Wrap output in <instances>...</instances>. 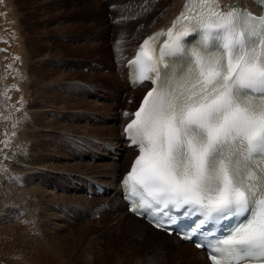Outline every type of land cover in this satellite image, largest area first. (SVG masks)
I'll use <instances>...</instances> for the list:
<instances>
[{
    "label": "rangeland",
    "instance_id": "obj_1",
    "mask_svg": "<svg viewBox=\"0 0 264 264\" xmlns=\"http://www.w3.org/2000/svg\"><path fill=\"white\" fill-rule=\"evenodd\" d=\"M107 1L0 0V222L14 226L2 233L11 238L0 242V264H191L179 260L174 236L155 258L126 241L118 197L75 191L115 173L105 180L117 189L136 156L122 130L146 88L130 94L123 67L144 25L125 16L135 0ZM151 3L134 17L146 9L151 20L158 12L144 7ZM123 29L137 32L124 39ZM104 143L124 149L118 169L105 158L89 160ZM54 221L62 230L51 228ZM53 230L60 235L50 237Z\"/></svg>",
    "mask_w": 264,
    "mask_h": 264
},
{
    "label": "snow or ice",
    "instance_id": "obj_2",
    "mask_svg": "<svg viewBox=\"0 0 264 264\" xmlns=\"http://www.w3.org/2000/svg\"><path fill=\"white\" fill-rule=\"evenodd\" d=\"M157 35L131 62L153 87L122 130L139 152L121 181L130 211L164 231L190 223L183 238L211 264H264V17L186 0Z\"/></svg>",
    "mask_w": 264,
    "mask_h": 264
},
{
    "label": "bare ground",
    "instance_id": "obj_3",
    "mask_svg": "<svg viewBox=\"0 0 264 264\" xmlns=\"http://www.w3.org/2000/svg\"><path fill=\"white\" fill-rule=\"evenodd\" d=\"M107 1V0H106ZM124 1V0H123ZM138 0H135V3L137 5H135L133 3L132 4H129V8H133V12H131L129 10L128 7H125V16H127V18H131V20H134L132 21L134 23V25H144V27H142L143 31L142 33H139L142 34L143 36H141V39H139L140 41L135 45V51L133 53V55L137 54L139 52V49L142 45V42L144 41L145 38H148L150 36H152L155 32H165L167 31L168 29H170L172 27V24L173 22L176 20L175 17L180 13L181 9H182V6L185 2V0H141L142 2H137ZM152 2V6H144L145 8L146 7H149L151 11H153L154 9H157L158 12L156 15H154V17L149 20V21H145L146 20V17L144 16L145 15V10L144 9V12H142V14L139 12L136 17L135 16V9H141L140 6H142L143 2ZM221 2V4L223 5V8L224 10H229L231 9L235 3H239V6L242 7L243 9H248L250 12L254 13V14H257L258 16L262 15L263 12H264V0H219ZM104 2V1H103ZM102 2V3H103ZM108 2V1H107ZM120 3V2H119ZM118 5V4H117ZM120 5V4H119ZM128 6V5H127ZM134 6H138V7H134ZM143 11V10H142ZM149 13V12H148ZM151 14V13H150ZM150 18V17H149ZM144 20L145 21V24L144 22L142 21ZM148 20V19H147ZM142 21V23H141ZM156 24H159L157 27H153L154 25ZM129 25V24H128ZM128 25H125L126 29H128ZM125 29V28H124ZM123 29V30H124ZM132 29V28H131ZM130 29V30H131ZM122 30V31H123ZM121 31V32H122ZM126 31V30H124ZM123 31V32H124ZM119 33V34H124L125 36L127 37H131L133 35L136 34L137 31H126V32H122V33ZM120 35V36H121ZM122 35V36H124ZM139 35V34H138ZM124 36V37H125ZM122 39V38H121ZM126 39V37L124 38ZM134 40V39H133ZM132 55V56H133ZM132 64L129 63L127 64L126 68H127V77H126V85L130 88V94H133L135 95L136 93H138L140 90H142V88H140L139 90H136V91H133L131 92V90H133L132 88V84H131V80H129V71L131 69ZM124 68V67H123ZM148 84V83H146ZM145 84V85H146ZM153 87L152 84H149L148 85V88L146 89V92L148 90H150L151 88ZM137 110V109H136ZM134 110V112L136 111ZM133 112V113H134ZM32 118V117H31ZM45 118V117H44ZM47 119V118H46ZM132 119V117H131ZM31 121V120H30ZM34 121V120H33ZM52 121V120H51ZM48 122V121H47ZM17 123V122H16ZM48 123H51V122H48ZM55 122H53L54 124ZM126 124V123H125ZM26 125V124H25ZM51 125V124H50ZM30 126V125H29ZM28 126V127H29ZM57 126V125H55ZM54 126V127H55ZM49 127V126H48ZM61 126H59L60 128ZM64 127V126H62ZM52 128V127H51ZM66 128V127H65ZM28 129H26L27 131ZM50 130V129H49ZM59 130V129H57ZM69 130V129H67ZM21 131V130H20ZM39 131V130H38ZM60 131V130H59ZM25 133V132H24ZM26 134L28 133H25V136ZM50 134V133H49ZM48 135V134H47ZM29 136V134L27 135ZM19 138V137H18ZM33 138V137H32ZM14 139V138H13ZM27 139V138H26ZM127 143L130 144V142L127 140ZM119 145V144H118ZM104 149V152L102 153H99V155L97 154H93L90 156L89 160L92 162V163H96V160H98L99 158H105L106 160H108L110 162L109 165H107V167H109L110 169H118L117 168V164L118 163H121L123 160H122V157L120 159L119 162H115L114 158H113V153L115 152V154H118L119 152L123 151L121 148L118 149V152H117V146H112L111 144H102L101 145ZM4 148V147H2ZM20 149V148H19ZM51 150V149H50ZM128 152H132V153H135L136 156L133 158V162L134 160L136 159V157L139 155V152L137 151L136 147L133 146V150L132 151H128ZM49 155V154H48ZM52 157V156H51ZM56 157V156H55ZM46 158V157H45ZM59 159V158H58ZM114 160V161H113ZM122 160V161H121ZM5 160H3L4 162ZM18 162V161H17ZM132 162V164H133ZM53 163V162H51ZM49 164V163H48ZM80 164V163H79ZM86 164V163H84ZM131 164V166H132ZM40 166V165H39ZM47 166V165H46ZM130 166V168H131ZM38 167V166H37ZM130 170V169H129ZM117 174V173H115ZM115 174H100L102 175L101 178L102 179H93V178H90L91 181H89V184L90 182L92 183L91 186L88 184L87 180L84 182V183H77V186H76V192L79 193V194H83L82 196H85L86 198H89V196L93 199V198H97V199H107V198H111V199H117L116 197H113V196H108V194H102V193H98L96 191V189L94 188V186L98 185V183H101V184H105V185H108V186H103L105 188V190H111L112 193L115 191V190H112V189H116V187L114 186L115 183H111V182H108L105 180V177L106 176H113V177H116L117 175ZM59 177H61V179H65L64 177L66 176L65 174H57ZM125 175V174H124ZM123 175V177H124ZM32 178V177H31ZM66 178L70 181L71 180V177H67ZM105 180V181H104ZM117 180V178H116ZM118 181V180H117ZM120 181V180H119ZM122 181V180H121ZM72 182V181H71ZM120 184V183H119ZM118 184V186H119ZM111 186V187H110ZM121 187V185H120ZM33 190L35 192H37V194H40V192H38L39 190H42V188L38 187V186H34ZM119 193V192H117ZM43 197H45V195H42ZM49 196V194H47V197ZM89 198V199H91ZM117 200H120V199H117ZM119 204H117L116 207H118V210H120L121 212V218L119 219V227L121 226L122 227V234L124 236V239L126 241L128 240H131L133 241L134 243V247L140 249V250H143L145 252H147L148 254L150 253V255L154 257V255H158V253H161L162 251V248L163 246L169 242L171 240V237L172 236H169L161 231H157V230H154L149 224H147L144 220H140L138 218H136L135 216H133L132 214H130L128 211H127V206L126 204L121 200L118 202ZM117 208H115L116 210ZM91 213V212H90ZM122 219H124V221H122ZM55 220H58V219H55ZM8 222H0V242L4 241V240H7L9 241L8 239L11 238L9 237V234L8 236H4L2 233H4L8 226L7 225ZM49 225H52V229H54L56 231V226L58 227L57 231H60L62 230V226H58V224H55V221L50 223ZM129 226V227H127ZM14 226L10 225L9 228H13ZM8 228V230H9ZM6 229V230H5ZM153 231L154 233V236L153 235H150L148 234V232L150 231ZM53 230V233L50 232V231H47L48 235L50 237H52L53 235L55 236H58L60 235L58 232H54ZM9 232V231H8ZM175 237V236H174ZM22 242V241H21ZM175 242L179 245L178 247V250L180 252V258L179 260H182L183 262L186 261L188 263H196V264H199L202 262V264H209L208 261H206L205 259V256H204V253L197 250L196 248H194L193 246L191 245H188V244H185L183 243L181 240H179L177 237H175ZM149 245V246H148ZM15 250V249H14ZM172 252H174L173 250H171ZM11 254H12V250H11ZM13 255H14V252H13ZM16 255V253H15ZM12 256V255H11ZM17 256V255H16ZM12 258V257H11ZM7 259V258H6ZM10 259V258H9ZM16 259V257H15ZM19 259V258H17ZM8 260V259H7ZM14 260V259H13ZM11 261V260H10ZM9 261V263H10ZM8 262V261H7ZM6 262V263H7ZM12 263V262H11ZM15 263V262H14ZM3 264V262H2Z\"/></svg>",
    "mask_w": 264,
    "mask_h": 264
},
{
    "label": "water",
    "instance_id": "obj_4",
    "mask_svg": "<svg viewBox=\"0 0 264 264\" xmlns=\"http://www.w3.org/2000/svg\"><path fill=\"white\" fill-rule=\"evenodd\" d=\"M237 5V4H236Z\"/></svg>",
    "mask_w": 264,
    "mask_h": 264
}]
</instances>
